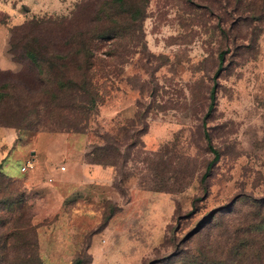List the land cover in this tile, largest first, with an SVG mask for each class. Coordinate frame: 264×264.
Masks as SVG:
<instances>
[{
  "label": "rangeland",
  "instance_id": "rangeland-1",
  "mask_svg": "<svg viewBox=\"0 0 264 264\" xmlns=\"http://www.w3.org/2000/svg\"><path fill=\"white\" fill-rule=\"evenodd\" d=\"M2 2L23 16L0 11L12 59L13 25L78 14L87 29L103 0ZM113 13L123 24L93 43L87 130L4 126L16 136L0 147V264H264V0Z\"/></svg>",
  "mask_w": 264,
  "mask_h": 264
},
{
  "label": "trees",
  "instance_id": "trees-1",
  "mask_svg": "<svg viewBox=\"0 0 264 264\" xmlns=\"http://www.w3.org/2000/svg\"><path fill=\"white\" fill-rule=\"evenodd\" d=\"M123 1L103 0L97 7L89 2L93 25L87 29L82 28L84 15L78 14L69 18H32L10 27L8 52L22 68L18 72L0 69V126L27 130H87L99 95L93 73L96 64L93 43L100 38H111L115 32L113 26L122 23L124 11L116 13L118 24H114L117 20L113 19V12ZM133 12L136 13V9ZM219 70L220 67L215 75ZM210 97L213 98V91ZM209 147L214 157L201 181L218 158L215 149ZM101 150L100 154L107 158L108 147ZM94 159L101 158L97 154ZM1 167L0 163L1 176H6ZM29 244L31 256L32 251L36 253V244ZM34 261L39 262L37 257Z\"/></svg>",
  "mask_w": 264,
  "mask_h": 264
},
{
  "label": "crops",
  "instance_id": "crops-1",
  "mask_svg": "<svg viewBox=\"0 0 264 264\" xmlns=\"http://www.w3.org/2000/svg\"><path fill=\"white\" fill-rule=\"evenodd\" d=\"M0 5H1L0 11L4 12V10H6V8H8V10H10L12 12L11 16L13 18H15V17L17 18V16H19V15H21V17H23L21 12H19V13L18 12L15 13V11L13 12L12 5H10V7H9L8 3L6 4L5 2H2V0H0ZM33 10L34 9H31L30 13L33 12ZM25 13H26V11H25ZM8 36H9L8 27L0 24V68L2 70H5L7 68L13 69L15 66L14 61L10 57L6 56L5 44L7 43ZM15 136H16V132L14 130H12L8 127L0 126V147L3 145H6L8 143L10 144L11 142H13V140L15 139ZM20 152H22L21 154L23 155V150H21ZM31 157L34 160H36V158L34 156H31ZM2 159H4V157L2 155H0V163L3 165L4 161H1ZM22 165H23V163L20 165V167ZM11 178H14V177H11ZM18 178H21V176ZM32 178H33V176H29V177H27L26 181L30 182V181H32Z\"/></svg>",
  "mask_w": 264,
  "mask_h": 264
},
{
  "label": "built area",
  "instance_id": "built-area-1",
  "mask_svg": "<svg viewBox=\"0 0 264 264\" xmlns=\"http://www.w3.org/2000/svg\"><path fill=\"white\" fill-rule=\"evenodd\" d=\"M35 167V161L33 158H28L26 160V162L20 167V170L22 172H25L27 170H32ZM60 170H64V167H60ZM49 181H51V178L48 179Z\"/></svg>",
  "mask_w": 264,
  "mask_h": 264
}]
</instances>
